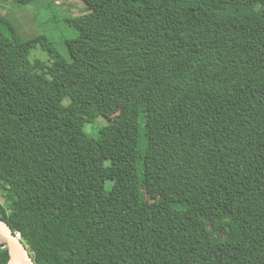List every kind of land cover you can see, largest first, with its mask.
Instances as JSON below:
<instances>
[{"label": "trees", "instance_id": "16d2710c", "mask_svg": "<svg viewBox=\"0 0 264 264\" xmlns=\"http://www.w3.org/2000/svg\"><path fill=\"white\" fill-rule=\"evenodd\" d=\"M83 1L70 57L0 17V216L36 264H264V0Z\"/></svg>", "mask_w": 264, "mask_h": 264}, {"label": "rangeland", "instance_id": "374dc122", "mask_svg": "<svg viewBox=\"0 0 264 264\" xmlns=\"http://www.w3.org/2000/svg\"><path fill=\"white\" fill-rule=\"evenodd\" d=\"M83 12H88L83 0H36L25 5L17 4L14 0H0V17L9 18L22 40L45 34L66 57H70V54L65 39L74 32L67 19ZM31 58L41 67H45L49 62L48 54L42 48H34ZM57 96H62L60 91H57ZM117 116L118 113L107 117L101 116L95 122L86 123V130L91 132L99 126L110 128ZM2 191L0 188V201L4 200ZM141 196L144 200L152 201L146 190H142Z\"/></svg>", "mask_w": 264, "mask_h": 264}, {"label": "water", "instance_id": "95a60500", "mask_svg": "<svg viewBox=\"0 0 264 264\" xmlns=\"http://www.w3.org/2000/svg\"><path fill=\"white\" fill-rule=\"evenodd\" d=\"M0 237V242L9 249L10 260L8 264H36L29 245L23 240L21 232L15 231L11 224L1 216Z\"/></svg>", "mask_w": 264, "mask_h": 264}, {"label": "bare ground", "instance_id": "6f19581e", "mask_svg": "<svg viewBox=\"0 0 264 264\" xmlns=\"http://www.w3.org/2000/svg\"><path fill=\"white\" fill-rule=\"evenodd\" d=\"M0 241H1V237H0ZM23 264H28V263H23Z\"/></svg>", "mask_w": 264, "mask_h": 264}]
</instances>
